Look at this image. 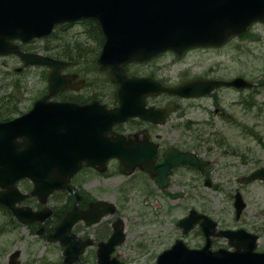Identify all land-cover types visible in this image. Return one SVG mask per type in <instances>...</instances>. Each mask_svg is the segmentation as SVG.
Masks as SVG:
<instances>
[{"label":"water","instance_id":"1","mask_svg":"<svg viewBox=\"0 0 264 264\" xmlns=\"http://www.w3.org/2000/svg\"><path fill=\"white\" fill-rule=\"evenodd\" d=\"M83 18L97 20L104 33L105 42L99 63L101 68L110 67L113 80L120 84L117 90L120 105L116 108L109 109L98 104L96 108L92 107V111L90 108L85 111L73 103L49 102L53 94L64 88L58 74V61L24 52L11 42L16 38L29 41L46 36L56 24ZM258 20L264 21V0H0V55L17 52L26 65H56L49 76L50 93L39 99L29 112L0 122V186L6 189L0 192V203L9 206L23 223L44 222L51 211L35 213L29 207L16 206V202L27 196L17 186L20 179L33 181L35 188L32 194L38 195L45 203L57 189L73 190L69 182L83 161L104 170L107 159L119 157L122 171L132 173L137 165L142 164L139 160L141 146L134 137H131L130 143L125 136L114 133L113 126L141 115L146 93L169 91L196 96L224 82L198 79L166 88L149 78L128 77L125 65L130 61L152 58L167 50L182 53L194 46L221 45L231 35L243 33ZM240 80L237 78L226 84L239 85ZM166 112L162 110L161 116L164 117ZM109 133L112 135L109 136ZM180 156V160L171 165L190 163L201 169L205 166V162L199 161L193 153ZM168 172L170 170L165 171ZM257 179L264 180V168L239 181L249 183ZM166 183L167 179L163 184ZM205 184L211 185L210 180ZM166 193L173 198L182 194ZM235 197L239 217L246 203L240 192ZM97 212L114 213L116 207L113 203L98 201L86 212L79 213L75 208L49 235V240H59L67 245L64 264L81 261L80 255L92 243L90 239L78 240L71 232L73 225L81 218L88 224L96 222L99 217L94 215ZM201 219L207 236H226L230 238L231 245L249 246L248 253L225 249L212 251L210 240L200 250L191 249L183 240H178L159 256L157 264H264V253L254 251L255 234L245 230H221L216 233L217 223L196 210L191 211L179 225L187 231ZM120 223L121 219L115 225ZM117 228L107 242L100 243L98 264H124L111 257L116 245L125 241L123 227ZM247 237H250L249 243H239ZM19 254L16 251L12 258Z\"/></svg>","mask_w":264,"mask_h":264},{"label":"flooded vegetation","instance_id":"2","mask_svg":"<svg viewBox=\"0 0 264 264\" xmlns=\"http://www.w3.org/2000/svg\"><path fill=\"white\" fill-rule=\"evenodd\" d=\"M80 23L82 22L66 23L59 27H61L62 30H68L77 24L82 25ZM256 24H262L264 27V22H258ZM257 33L258 31L251 29L245 34L231 37L229 41L222 46L192 48L185 51L183 54L168 51L150 60L127 64V75L150 77L155 81L161 82L166 87H175L185 81L197 78H202L205 82H228L237 78H243L245 80L244 82L248 84H222L214 90L205 92L196 97H182L169 92L146 94L143 100L144 109L142 114L131 117L114 126V130L117 133L125 135L127 139H129L130 136L134 137L137 144L141 146L139 149L141 154L139 160L142 161V164L137 165L133 173L127 175L121 170V161L119 158L110 159L106 164L105 171H101L97 166H90L85 162L71 181V186L74 188L73 191L67 188L60 189L49 197L47 204H41L39 198L36 196H28L18 204L21 206H31L35 211H40L42 209L52 211L44 225L41 223L28 224L31 226L32 231H34V233L40 238L47 240L48 235L54 231V228L75 208L79 213L86 212L91 208L92 203L99 200L116 204L113 199L99 197L87 181L91 176L102 175L109 171H113V167L119 175L124 177L123 184L116 189V193L122 194L124 197L129 195L131 188H134L138 183L143 199H145L146 202H158L159 198H162L163 200H181L187 198L190 196L189 190H186L185 188H183V190L172 189V187H175L176 185L185 187L184 185L187 186L190 182L195 186L194 182L198 179L194 180L192 172L196 170L204 176L203 185L205 186V180L207 178H212L210 177L211 174L209 172L213 170L212 165L215 162V147L220 148L221 155L223 156L234 155L235 157H238L241 154L235 150L227 151V149L232 146L230 144V137L226 133L225 126L217 130L215 125V115H217L224 123L234 124L236 126H241L242 120L247 121L248 118H252L255 121H263L261 125L258 122L254 123L253 127L244 124L246 135H249L254 140H263L264 53L257 51L252 52L250 53L249 58L242 59L240 58L241 54L247 55V52L243 53L239 46V42L246 40L259 41L264 44V31H262V35H257ZM233 40H238V44L235 45L238 56L227 57L224 52H221L219 53L220 57L216 58L210 53H207L210 50H223ZM13 42L18 43L24 51L31 53L40 52L43 55L60 61L61 65L59 67V72L64 79V84H70L72 86L58 91L52 100L76 103L79 106H91L97 102L105 104L109 108L119 105V100L116 95L119 84L113 81L111 69L101 68L98 62V58L104 45V36L97 37L94 34H87L84 29H82L77 36L58 35L57 38L49 36L42 41L43 44L41 45L40 50H38V47H35L36 41L23 43L19 40H15ZM194 50H200L204 53V66L201 73L190 74L189 72H185L180 73L175 77L167 76L165 79L158 76L162 67L155 61L161 56L170 53L174 59L171 61V64H173L177 63V60H182L186 54ZM9 56H14V54L6 57ZM20 61H22L24 65V61L21 59ZM134 64H137L139 68H134V71H131L130 68ZM25 68H40L42 70V75L47 81L43 95L48 93L49 75L54 70V66L47 64L43 66H25ZM98 73L103 74V77L98 78ZM182 74L188 75L183 76ZM229 93H232L234 97L227 99ZM196 99L205 100L202 109H204V114L207 113V117L200 122H198V118L186 115V110L182 104L184 101ZM34 102L35 100L30 108L33 107ZM168 107L170 108L169 111H167L165 116L162 117V110ZM82 110L86 111L87 109ZM90 111H92V109H90ZM185 116L186 119L183 120L182 123H178L183 124L186 128L185 132L179 133L175 136V133L172 134L168 131L169 127H172V122L175 118H185ZM259 126L262 129L260 132L257 131ZM193 136L196 141H193L192 143L190 138ZM185 153L196 154L201 162H205L204 169L201 170L190 163H179L174 166L171 165L172 163L179 161L181 157L180 155ZM170 165L171 167L168 169ZM225 165L234 167L237 163L235 160H231L227 161ZM166 170H170V172L165 173ZM165 179H167V183L163 184ZM21 189L25 192H30L33 189V185L28 181H21ZM1 190L0 187V191ZM165 191L171 193L180 192L182 194L179 197L173 198ZM52 199L57 202L54 203ZM194 208L195 207H191L185 216H187ZM0 209L3 210V216L5 218L4 222H6L4 223V226H10L13 229L19 226L20 223L14 217L9 208L0 204ZM94 216L99 218L92 224H88L86 220L82 218L78 219L73 226L72 231L78 240H92L93 244L87 247L84 254L88 250L94 252L97 264V249L100 242L108 241L117 227H123L125 242L127 234L125 231V220L117 213L106 212L104 214H99V212H97ZM112 216H115V219L112 218ZM119 218L122 220V223L116 226L115 223L119 221ZM239 219L240 218H238V220ZM178 223L179 221L177 222V226L179 227ZM196 227V234L202 236L203 243L198 244L197 246H189L191 248L200 249L207 243L208 237L200 224L195 225L190 231L194 230ZM252 232L259 235L256 241L255 251L264 252V243L261 241L260 234L262 232L257 230ZM188 233H183V235L188 236ZM220 238L222 237L214 236L212 238L211 246L213 250L226 248L230 251H234L239 248V250L244 253H248L247 247L249 246L232 247L228 242L225 245L221 243L218 244ZM242 242H250V238L247 237ZM58 244L63 248V251L67 248V245L63 244L61 241ZM120 246L121 245L116 246V250ZM12 252L9 254V264H21V250L19 258L13 259ZM83 255L82 259L86 262L84 260L86 257L83 258ZM86 263L89 264L88 262ZM59 264H63V259ZM75 264H81V262Z\"/></svg>","mask_w":264,"mask_h":264},{"label":"rangeland","instance_id":"3","mask_svg":"<svg viewBox=\"0 0 264 264\" xmlns=\"http://www.w3.org/2000/svg\"><path fill=\"white\" fill-rule=\"evenodd\" d=\"M83 29L82 25H75L67 30L63 35L74 36L80 34ZM254 31L257 35H262L264 27L262 24H256ZM253 35V34H251ZM250 35V36H251ZM42 41H36L35 47L39 48ZM238 40H233L223 50H210V53L219 58V53L224 52L227 57L238 56L235 45ZM32 46V45H31ZM30 46V49H31ZM240 49L247 55L240 58H249L252 52H263L264 44L259 41L246 40L239 42ZM204 53L200 50H194L186 54L182 60L171 64L173 56L168 53L161 56L157 62L162 69L159 71L160 78L167 76L175 77L180 73L189 72L190 74L201 73L203 71ZM139 68L137 64L132 65L131 71ZM187 76L188 74H182ZM103 74L98 73V78ZM177 79V78H176ZM47 81L42 75L40 68H25L20 58L14 56L0 57V106L5 105L7 108L17 105L18 110L27 111L32 102L44 93ZM234 95L229 93L227 99L233 98ZM260 99V98H259ZM204 99L188 100L182 104L186 110V115L198 118V122L207 117L202 109ZM3 108L0 107V111ZM20 113H17L18 115ZM215 125L217 130L225 126L227 135L230 137L231 148L227 151H237L240 156L221 155L219 147H215V162L212 165L213 170L209 172L214 183H220L219 190L203 185L204 176L199 171H194L193 176L195 186L190 182L187 186L181 187L176 185L172 189L190 191V196L185 199L168 200L159 198L158 202H146L143 199L138 183L131 188L129 195L124 197L117 194L116 189L123 184L124 177L119 175L113 167V171L102 175L91 176L87 179L96 194L99 197H108L115 200L118 205L117 214L125 220V231L127 234L126 242L116 251L117 255L126 264H155L158 255L176 239L183 238L190 246H197L203 243L201 235L196 234L197 227L185 236L182 229L177 226L179 219L184 217L191 207L207 213L219 222L222 228H245L249 231H260L261 241L264 243V181L256 180L248 184H241L239 178L252 173L260 167H264V139L254 140L246 135V126L253 127L254 123L260 125L263 121L248 118L242 120L241 126L224 123L217 115ZM185 118H175L172 127L168 131L177 136L179 133L186 131L182 123ZM223 123H221V122ZM197 122V123H198ZM262 129L259 126L258 132ZM190 141H196L194 136ZM195 143V142H194ZM213 147V144H212ZM235 160L236 166H226L227 161ZM193 180V181H194ZM241 191L247 203V206L241 216V220L235 218V207L233 194ZM189 195V194H188ZM55 199V198H54ZM52 199L54 203L57 201ZM3 210L0 209V264H9V254L17 249L21 250V264H59L63 259V248L58 243H49L47 240L37 236L30 225L19 224L16 228L4 226L6 222L3 216ZM115 219V216H112ZM227 239L220 238L219 243L225 245ZM92 249V248H90ZM89 264H96L95 253L87 251L83 258Z\"/></svg>","mask_w":264,"mask_h":264},{"label":"trees","instance_id":"4","mask_svg":"<svg viewBox=\"0 0 264 264\" xmlns=\"http://www.w3.org/2000/svg\"><path fill=\"white\" fill-rule=\"evenodd\" d=\"M89 27H90L91 31H93L94 34L97 35V37L102 36L101 28L97 22H96V24L95 23L89 24ZM55 35H56V33H55ZM0 107L3 108V110L0 111V120L10 119L18 111L17 105H13V106L8 107V108L5 105H2Z\"/></svg>","mask_w":264,"mask_h":264}]
</instances>
